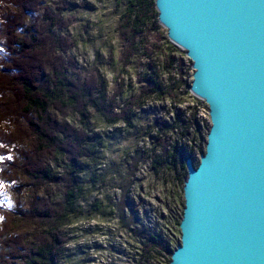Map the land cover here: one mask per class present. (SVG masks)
<instances>
[{"label":"rangeland","instance_id":"374dc122","mask_svg":"<svg viewBox=\"0 0 264 264\" xmlns=\"http://www.w3.org/2000/svg\"><path fill=\"white\" fill-rule=\"evenodd\" d=\"M38 1L45 9L39 10L35 19L43 14L47 17L58 14L61 22L62 28L53 30L65 38L63 49L53 52L57 62L61 61L62 67L81 82L94 83L97 88L104 86L107 97L114 98L115 115L120 113L118 107L123 102H137L131 109L129 122L109 125L102 116L91 112L86 131L96 141L92 148L94 159L83 161V194L78 203L83 214L62 229L67 242L64 257L57 264H138L141 240L134 230L143 227L176 247L185 171L180 166L182 161L168 168L167 155L175 144L189 147L195 143L192 157L198 161L199 147L204 146L209 127L206 105L188 90L193 73L190 61L183 51L166 42L162 27L145 38H134L132 43L121 40L118 27L125 0ZM1 3L3 11L6 5ZM0 29L4 34V28ZM8 48L13 55V46ZM165 57L175 60L176 71L162 70ZM148 75L168 89L174 86L171 96L139 99L141 89L146 86L144 77ZM178 80L182 84L180 89L176 88ZM190 110L196 113L198 133L193 127L185 132L179 123L175 125L177 114L186 112L184 120ZM70 123L76 121L71 119ZM162 126V131H158ZM17 127L23 133L25 126L21 122H17ZM6 130L0 122V150H4L0 152V206L4 207L0 208L4 211L0 212L1 241L8 231L2 222L11 221L5 209L11 208L16 200L12 198V189L5 186L1 172L4 164L10 167L16 160L22 163L17 149L12 150L4 142ZM9 141L8 138L6 142ZM14 180L19 189L21 180L19 177ZM20 195L23 197V193ZM92 203L101 204L98 212L88 213ZM155 257L147 264H168L167 255Z\"/></svg>","mask_w":264,"mask_h":264},{"label":"trees","instance_id":"16d2710c","mask_svg":"<svg viewBox=\"0 0 264 264\" xmlns=\"http://www.w3.org/2000/svg\"><path fill=\"white\" fill-rule=\"evenodd\" d=\"M1 2L6 8L0 11V26L5 31L3 34L0 29V122L7 127L6 137H3L10 139L9 143L4 142L12 150L17 149L22 163L16 160L10 167L4 164L1 172L5 186L12 189V198L16 200L11 208L5 209L11 221L5 224L1 221L8 231L0 240V264H57L64 257L67 242L62 229L83 214L78 207L83 194V161L94 159L92 148L96 141L95 136L86 131L91 112L102 116L109 125L129 122L131 109L137 102H123L118 107L120 113L115 115L114 98L107 97L104 86L97 88L94 83L81 82L62 67L61 61L57 62L54 53L63 49L65 40L53 31L62 28L58 14L48 17L43 14L39 17L41 20L35 19V14L39 16V10L45 9L38 0ZM125 6L118 27L121 40L132 43L136 37L145 38L161 29L154 0H125ZM10 45L13 55L8 50ZM175 64L173 58L165 57L162 70L176 71ZM144 82L146 86L141 89L139 99L171 96L175 88L168 89L149 75L144 77ZM176 83V88L180 89L181 82ZM187 113L183 120L186 112H179L175 125L179 123L185 132L193 127L198 133L195 111ZM71 119L76 123H70ZM17 122L25 126L21 134ZM163 126L158 131H162ZM192 144L189 147L173 145L172 152L167 155L168 168L182 161L180 166L185 171L188 159L197 167L198 161L192 157L195 143ZM205 144L206 138L204 146L199 147L200 155L204 153ZM16 177L21 180L19 189ZM38 194L41 198H37ZM181 206L177 229L183 200ZM90 207L88 213L98 212L101 204L92 203ZM134 233L141 240L138 264H147L160 254L167 255L170 260L175 247L160 234L148 227L134 230ZM176 243L177 246L179 239Z\"/></svg>","mask_w":264,"mask_h":264},{"label":"water","instance_id":"95a60500","mask_svg":"<svg viewBox=\"0 0 264 264\" xmlns=\"http://www.w3.org/2000/svg\"><path fill=\"white\" fill-rule=\"evenodd\" d=\"M208 110L169 264H264V0H154Z\"/></svg>","mask_w":264,"mask_h":264},{"label":"snow or ice","instance_id":"6c2138e0","mask_svg":"<svg viewBox=\"0 0 264 264\" xmlns=\"http://www.w3.org/2000/svg\"><path fill=\"white\" fill-rule=\"evenodd\" d=\"M9 159H11V158L9 157ZM0 187H2V185H0Z\"/></svg>","mask_w":264,"mask_h":264}]
</instances>
